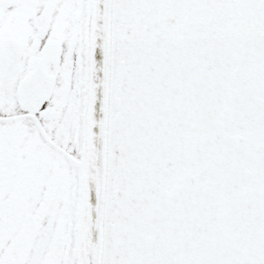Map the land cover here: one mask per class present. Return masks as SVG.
Wrapping results in <instances>:
<instances>
[{
	"label": "snow or ice",
	"instance_id": "obj_1",
	"mask_svg": "<svg viewBox=\"0 0 264 264\" xmlns=\"http://www.w3.org/2000/svg\"><path fill=\"white\" fill-rule=\"evenodd\" d=\"M0 264H264V0H0Z\"/></svg>",
	"mask_w": 264,
	"mask_h": 264
}]
</instances>
